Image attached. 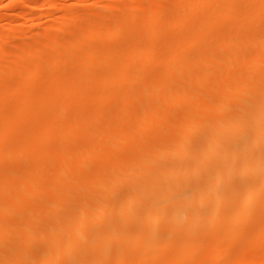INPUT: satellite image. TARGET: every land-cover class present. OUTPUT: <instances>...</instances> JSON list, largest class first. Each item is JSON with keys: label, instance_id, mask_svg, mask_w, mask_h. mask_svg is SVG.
Instances as JSON below:
<instances>
[{"label": "bare ground", "instance_id": "obj_1", "mask_svg": "<svg viewBox=\"0 0 264 264\" xmlns=\"http://www.w3.org/2000/svg\"><path fill=\"white\" fill-rule=\"evenodd\" d=\"M56 1L0 0V264H264V0Z\"/></svg>", "mask_w": 264, "mask_h": 264}, {"label": "rangeland", "instance_id": "obj_2", "mask_svg": "<svg viewBox=\"0 0 264 264\" xmlns=\"http://www.w3.org/2000/svg\"><path fill=\"white\" fill-rule=\"evenodd\" d=\"M20 1L22 2L23 0H20ZM33 1H34V2H38L37 5H39L42 1H47V0H41V1H40V0H37V1H36V0H33ZM39 1H40V2H39ZM54 1H55V0H54ZM60 1H61V0H58V1H56V2H60ZM63 1H65V0H62L61 2H63ZM9 3H10V0H9V1L7 0V2H5L4 4H5V5H9ZM5 8H6V7H5ZM20 8H23V10H22V9L19 10ZM20 8H19V9L17 8V9H18V10H16L17 12H14V13H15V14H16V13H19V11H20V12L22 11V12H24V13H26V12H28V11H29V12H32V11H33V10H32V11L27 10L28 8H26L25 6H24V7L21 6ZM24 8H25L26 11H24ZM7 11H8V10H6V9L0 7V15L5 14V12H7ZM34 11H35V10H34ZM35 12H36V11H35ZM11 13H12L11 15L14 14L13 12H11ZM32 13H34V12H32ZM11 18H13V17H11ZM14 42H15V41H14ZM9 43H10V42H9ZM15 43H16V42H15ZM11 44H12V45H11ZM11 44H8V43H7V46L9 45L8 48L14 46V45H13V44H14L13 41L11 42Z\"/></svg>", "mask_w": 264, "mask_h": 264}]
</instances>
